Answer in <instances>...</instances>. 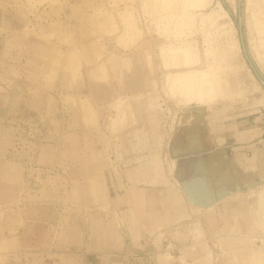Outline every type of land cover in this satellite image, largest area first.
Listing matches in <instances>:
<instances>
[{
  "label": "crops",
  "instance_id": "obj_1",
  "mask_svg": "<svg viewBox=\"0 0 264 264\" xmlns=\"http://www.w3.org/2000/svg\"><path fill=\"white\" fill-rule=\"evenodd\" d=\"M6 2L0 0V69L13 81L0 97L5 264H165L161 252L170 254L169 264H207L208 250L222 256L220 264H247L251 241L224 238L246 239L257 228L234 195L264 176V112L227 121L225 105L179 108L183 120L167 148L157 129L162 102L143 96L109 137L86 127L67 98L87 94L105 104L116 89L112 79L43 88L49 66L29 56L37 44L20 35L26 20ZM125 89L147 92L142 73L127 77ZM30 166L42 169V183L34 175L23 180ZM248 204L254 208L250 198ZM187 219L193 230L178 231Z\"/></svg>",
  "mask_w": 264,
  "mask_h": 264
},
{
  "label": "rangeland",
  "instance_id": "obj_2",
  "mask_svg": "<svg viewBox=\"0 0 264 264\" xmlns=\"http://www.w3.org/2000/svg\"><path fill=\"white\" fill-rule=\"evenodd\" d=\"M256 4L259 7L254 9ZM3 6L23 15L26 26L20 35L37 44L29 56L49 66L43 88L52 90L56 80L61 87L67 88L74 84L80 86L79 83L87 76L102 82L112 79L116 89L112 99L105 104H92L87 94L67 98L77 106L86 127L105 132L109 137L114 138L127 115L133 113V100L145 96L152 101L155 97L162 102L157 109L158 133L162 145L170 148L183 120L179 117V108H190V105L183 102L178 93L165 88V70L160 64L158 48L162 44L177 45L187 38L185 32H189V28L166 17L168 14L182 15L184 11L196 13L193 38L199 42L200 49L207 48L203 42L205 35L208 36V44L212 43L215 50L219 49L217 53L221 56L217 60L210 56L207 60L203 58L202 67L208 65L212 78L221 85L218 106L225 105L224 114L229 117L225 120L231 121L232 115L254 118L264 112V0H205L202 7L195 0L189 3L187 0H7ZM213 12L225 19L226 30H233L236 42L233 48L224 42L220 26L201 25L200 14ZM251 13L257 19L254 20ZM3 31L4 28L0 35ZM142 45L145 46L143 49ZM222 47L225 54L221 53ZM137 70L142 73L148 91L129 95L125 93L126 79L134 78ZM12 81L13 78L0 69V97L7 94ZM135 82L127 83L128 88H133ZM35 92L32 91V96ZM31 168L30 174L26 172L27 168H23V180L27 175H34L42 183V175L36 173L35 167ZM262 188L264 176H257L250 190L245 185L239 193L252 192L249 198L255 206V193ZM7 213L6 209H0V225ZM184 223H189V228L193 226L189 219ZM258 233L257 227L252 233L255 236L251 244L263 250L264 242ZM4 250L0 242V264L8 260L2 254ZM218 254L210 251L208 262L220 264L222 256ZM233 259H236L235 255Z\"/></svg>",
  "mask_w": 264,
  "mask_h": 264
},
{
  "label": "bare ground",
  "instance_id": "obj_3",
  "mask_svg": "<svg viewBox=\"0 0 264 264\" xmlns=\"http://www.w3.org/2000/svg\"><path fill=\"white\" fill-rule=\"evenodd\" d=\"M190 1L192 2V0H187L188 3ZM195 2H197V4H199V6L202 7L204 2H205V0H195ZM258 4H259V2H258ZM256 7H259V6L258 5L255 6L254 9ZM190 8L191 7L189 6V9ZM262 8L264 10V6H262ZM185 10H186V8H185ZM258 10H260V9H258ZM253 12H255V11H253ZM262 12L263 11H261V14H263ZM252 13H251V15H252ZM34 16H36V14H34ZM200 16H201L200 22H201L202 26H205V24H208L211 28H213V27L214 28H219V26H220L221 34L224 37V42H226L227 44H229L230 47L233 48V46L236 44L235 38H234V34H233V30L232 29H231V31L230 30H226V27H225L226 21H225V19H221L220 17H217V15L214 14V12L210 13V14H207V15L200 14ZM260 16L261 15H260V12H259V17H258L259 19H260ZM262 16H264V15H262ZM166 17L170 18V20L174 19V20H177V22L179 21V24L181 26H185V27L189 28V32H185V37H187V38L184 39V41L178 43L177 45H174L173 43L162 44L158 48L159 49L158 52H159L160 64H161L162 69L165 70V73H164V75H165L164 76V78H165V82H164L165 88H168L173 93H178L180 95V97H181L180 99H182L183 102L189 104L191 108H195L197 111H202V110L203 111L204 110L208 111V110L216 108L218 106V103L220 102L218 100V94H220L221 85L219 83H217L214 80V78H212L211 68H209L208 65L206 67H202V65H203V60H204L203 58L206 59V58H210L211 57V58L217 60V58H219V56H221L220 54L217 53L219 49L215 50V48L212 47L213 44L210 43V42H209L210 45L208 44L209 40H208V36L207 35L204 36V41H203L205 44H207V48L205 50H203V51L200 49L199 42L195 38H193V33H194L195 27L197 25L196 21H195V18H196V13L195 12L191 13V14L189 12V14H187V11H184V13L182 15H175V14L174 15L173 14L170 15V14H168V16H166ZM252 18L254 20L257 19V17L255 15H254V17L252 15ZM227 24H229V23H227ZM230 27H232V26L230 25ZM176 34L181 35L182 32H177ZM102 47L103 48H107L106 46H102ZM141 47L143 49L145 46L142 45ZM234 49H237V48H234ZM221 53L225 54V51H224L223 47H222V52ZM178 94H177V96H178ZM216 100H218V101H216ZM78 133H80V132H78ZM169 168H171V167H168V169ZM31 170H32V168H31ZM35 171H36V173L41 174L42 169L36 168ZM86 187H84V188H86ZM250 187H251V185L249 184V186H248L249 190H250ZM75 190H77V189H75ZM81 193H83V192H81ZM251 194H252V192L251 193H246V194L237 193V194L234 195V197L238 198V199H240L242 201L241 202L242 203V208L244 210V214L245 215L247 213L248 214L250 213L251 214L250 215L251 219H252V214L254 215L253 216V218H254V220H253L254 221L253 222L254 225L253 226L256 225L259 228V232L260 233H258L257 236L264 242V188L260 189L257 193H255V197H256L257 202H256V205L254 206L253 209H251V207L248 204V198L251 196ZM196 207L191 206L190 208H191V210L193 212L196 213V212H199V210H200V208H196ZM249 207H250V209H249ZM201 213H203L202 210H201ZM248 214H247V218L250 219ZM196 222H197V219L194 220V224ZM187 224H189V223H187ZM176 226H177L178 231H179V229L180 230L182 229V231L183 230L190 231V229H192V227H193V226H190V228H189L188 227L189 225L187 226L184 223H180V224H178ZM183 228H186V229H183ZM197 231H199V230H197ZM188 235H190L189 232H188ZM253 236H255V235L252 234L251 237H249L247 239H242V238L240 239L238 237H228V238H224V240L228 241L229 243H231V242L235 243V245H237V244L240 245V244H243L246 241H252ZM191 238H193V236H191ZM168 244H170V243H168ZM235 247H237V246H235ZM247 254H248V256H247L248 262H246L247 264H264V249L262 250L261 248L251 247V248L248 249ZM133 255H134V253H133ZM158 257H159V261L163 262L165 264H169L171 259H172L170 254L162 253V252L159 254ZM209 257H210V250H208V252L204 255V259L207 262V264H210L208 262L209 259H210ZM151 260H152V258H151ZM233 260L237 261V259H233Z\"/></svg>",
  "mask_w": 264,
  "mask_h": 264
}]
</instances>
